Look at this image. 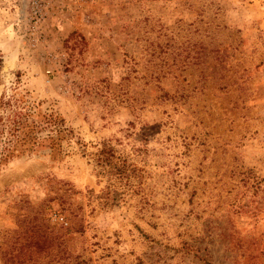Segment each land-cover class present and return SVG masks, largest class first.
Segmentation results:
<instances>
[{
    "label": "rangeland",
    "instance_id": "374dc122",
    "mask_svg": "<svg viewBox=\"0 0 264 264\" xmlns=\"http://www.w3.org/2000/svg\"><path fill=\"white\" fill-rule=\"evenodd\" d=\"M2 99L72 135L0 169V264H264V0H0Z\"/></svg>",
    "mask_w": 264,
    "mask_h": 264
},
{
    "label": "trees",
    "instance_id": "16d2710c",
    "mask_svg": "<svg viewBox=\"0 0 264 264\" xmlns=\"http://www.w3.org/2000/svg\"><path fill=\"white\" fill-rule=\"evenodd\" d=\"M11 104L9 100H0V108ZM36 109L23 104V107L17 105L13 114L6 118L0 115V169L13 158L30 156L40 149H61L62 143L71 139L72 130L65 126L61 117L53 113L43 114ZM6 121L7 124L1 126ZM112 158L111 149L99 151L96 164L100 167V174L112 177L124 173L122 167L113 164Z\"/></svg>",
    "mask_w": 264,
    "mask_h": 264
}]
</instances>
